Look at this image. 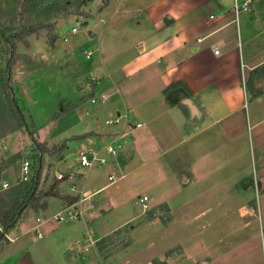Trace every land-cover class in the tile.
Listing matches in <instances>:
<instances>
[{
	"label": "crops",
	"instance_id": "crops-1",
	"mask_svg": "<svg viewBox=\"0 0 264 264\" xmlns=\"http://www.w3.org/2000/svg\"><path fill=\"white\" fill-rule=\"evenodd\" d=\"M96 5V18L84 26L92 31L94 46L92 51L82 48V52H91L85 75L96 77L98 83L81 84L86 101L79 106H65L70 96L66 84L72 85L66 77L67 65H59V70L49 66L63 54H57L61 43L49 46L42 40H28L26 49L16 47L19 56L10 74L15 98L23 104L38 142L46 147L65 142L56 164L49 168L51 176L62 174L64 178L51 181L42 167L38 190L52 188L58 197L42 198L44 208L28 206L24 210L17 226L0 242V264H121L114 257H99L95 250L98 240H94L86 218L57 222L52 217L72 204L65 198L78 200L77 193L89 196L80 204L82 211L89 213L97 193L125 179L123 170L139 149V162L142 156L149 164L160 162L169 168L168 178L181 184L183 192L191 189L195 199L219 185H264V77L255 81L261 95L251 102L244 88L249 72L264 64V0H251L236 21L233 0H96ZM82 40L86 45L91 41L85 36ZM63 56L64 61L70 57L67 53ZM44 81L49 90L43 87ZM177 81L190 93L181 101L186 113L177 105L170 106L162 92ZM101 96L104 102L96 104L103 106L91 103V98ZM0 97L3 101V95ZM60 103L64 106H58ZM2 105L6 106L5 100ZM38 110L44 114V123L36 124ZM4 112L0 111V192L19 183L21 163L31 150L28 130L12 129L13 120ZM118 112H126L129 122L142 126L121 138L117 154L109 156L105 147L121 128L106 126L104 121ZM97 120L99 124L93 126ZM24 134L28 139L24 140ZM77 141L82 143L78 150L73 145ZM124 141L129 145L123 148ZM255 143L262 147V163L251 172L248 153L252 147L254 156ZM86 149L106 158L100 166L120 170L121 175L110 173L107 179H113L103 186L89 189L85 182L77 189L69 180L85 174L75 172L71 160L80 166L78 152ZM244 160L246 167L242 166ZM62 166L65 170L61 171ZM72 185L75 191L70 190ZM85 247L90 249L84 251Z\"/></svg>",
	"mask_w": 264,
	"mask_h": 264
},
{
	"label": "rangeland",
	"instance_id": "rangeland-1",
	"mask_svg": "<svg viewBox=\"0 0 264 264\" xmlns=\"http://www.w3.org/2000/svg\"><path fill=\"white\" fill-rule=\"evenodd\" d=\"M80 1L0 0V27L8 30L10 34L22 37L21 40H15L11 64H15L19 56L15 52L16 47L22 46L26 49L29 41L33 43L42 40L49 46L61 43L57 54L62 51L63 54L57 55L58 58L52 60L49 66L59 70V65H67L66 77H69L72 85L66 84V92L70 94L66 99L69 100L65 104L66 107L70 105L77 107L85 102L86 98L82 97L80 86L86 84V81L92 83V76L85 75V70L90 67L91 57L85 58L82 50L92 51L91 47L94 46L91 40L92 31H87L84 26L90 18H96L98 5L95 6L96 0H89L84 4H80ZM76 23L80 24L79 30L72 34L71 28ZM36 27H39L37 31L23 35L29 28ZM83 36L91 40L89 43L87 41V45L82 40ZM66 53L70 57L64 61L63 55ZM3 56V44L0 43V69L3 66ZM45 81L43 87L46 88ZM47 86L46 89L49 90V85ZM44 93L46 95L47 92ZM30 98L36 101L35 97ZM187 99L188 97L182 101ZM249 100L251 102V97H248ZM17 103L24 109L20 101ZM27 103L28 101L25 102ZM5 104H8L6 99ZM92 104L97 107L103 106ZM33 105L35 109H32V112L36 110V102ZM58 106L64 105L60 103ZM23 113L27 124H31L25 110ZM7 115L11 118L9 114ZM44 119L43 112L36 113V124L44 123ZM103 120L104 118H101L102 122ZM96 123L99 124V121H95L93 126ZM94 130L96 129L91 133ZM23 138L28 139V135L24 134ZM115 138L116 135L111 137L110 142ZM117 143L119 144L120 140ZM81 144L77 141L73 145H77L75 149L78 150ZM121 144L123 148L129 145L127 141ZM61 145L65 146L64 142L57 144ZM51 147L52 145L47 148ZM261 148L255 143L254 156L252 147L249 149L248 163L252 165L248 166V170L251 172L262 163L259 160ZM140 152L139 149L132 163L123 170L127 172L125 179L97 193L92 198L93 203L90 201L95 204L94 207L89 213L83 211L82 219L86 218L94 240L101 239L107 231L128 221L117 234L113 235L103 251L99 252L95 246L100 258L114 257L122 262L121 264H264V185L251 184L252 182L233 186L219 185L211 193H205L195 199L192 197L190 186L187 188L189 190L183 192V186L176 180L174 181L177 183H173V180L168 178L169 168L161 166L160 162L149 164L145 162L143 156L139 162ZM61 153L44 155L43 166L46 168V176L50 177L51 181L56 177L51 176L49 168L56 164ZM31 154L27 155L26 159L33 163ZM71 163L75 172H82L86 177V179L73 177L69 180L77 185V189L85 182L87 183L85 187L89 189L103 186L108 183L107 177L110 173L115 177L122 173L117 169L109 171L108 166H100L98 163L90 169L77 166L73 160ZM238 166L234 169H238ZM242 166H247L246 160ZM59 170L65 168L62 166ZM116 186L121 189L116 191ZM141 196L147 197L145 209L137 203L138 197ZM106 207L108 211H105ZM89 244L93 245L90 242ZM87 248L85 247L84 251L90 249ZM93 252L94 250L91 253Z\"/></svg>",
	"mask_w": 264,
	"mask_h": 264
},
{
	"label": "trees",
	"instance_id": "trees-1",
	"mask_svg": "<svg viewBox=\"0 0 264 264\" xmlns=\"http://www.w3.org/2000/svg\"><path fill=\"white\" fill-rule=\"evenodd\" d=\"M89 0H81L80 4H84ZM39 27L29 28L23 35L31 34L38 30ZM21 36L10 34L8 30L0 27V43L3 44V62L0 69V95L6 99L8 104L3 108V100L0 97V111L4 110L12 118L14 128H24L28 130L31 136V150L33 155V163H31L32 174L28 181L19 182L13 187L0 192V242L5 239V235L15 228L19 223L24 210L30 206L33 208H44V204L40 203V200L47 196L58 197L56 192H53L52 188L47 191H40L39 181L41 171L44 163V155H53L55 153H61L64 146L54 145L51 149H48L44 143L38 142L30 131V126L27 124L26 117L23 113V109L17 103L12 88L11 82V56L13 54V47L15 40H21ZM264 77V64L258 68L249 72L245 81L244 88L247 95L251 98H256L261 95V90L256 88L255 81ZM163 95L166 102L170 106L177 105L183 112L186 113L185 107L181 104L184 98L190 96L189 91L181 81L174 82L163 89ZM1 117V114H0ZM1 120V119H0ZM8 123V122H7ZM65 145V142H64ZM66 202L71 204L77 201V198H65ZM120 229H117L112 234L107 235L98 241L95 245L99 252L106 248V245L112 240L113 235L117 234Z\"/></svg>",
	"mask_w": 264,
	"mask_h": 264
},
{
	"label": "built area",
	"instance_id": "built-area-1",
	"mask_svg": "<svg viewBox=\"0 0 264 264\" xmlns=\"http://www.w3.org/2000/svg\"><path fill=\"white\" fill-rule=\"evenodd\" d=\"M251 4V0H233V13H234V21L237 20V16L240 12H245L248 10L249 6ZM79 23H76L75 26L71 28V33L76 34L79 30ZM214 54H218L217 50H214ZM85 58H89L91 55V52L84 51ZM92 84H97L98 80L96 78H91ZM105 100L104 96H101L100 98H91V103H103ZM128 114L126 112H118L116 113L112 118L107 119L104 121V125L106 126H118L121 129L116 133V138L113 139L111 142H109L105 149L109 156H115L117 153L118 148L120 145L117 143L121 138L126 137L131 131L134 129L140 128L142 126L141 123H131L128 120ZM127 128L125 130L124 128ZM78 162L79 165L83 168H90L94 164H105L106 158L100 156L96 151L92 149H86L78 152ZM32 174L31 170V162L28 159H23L21 163L20 168V179L19 182H26L29 180L30 176ZM56 178L58 180H62L64 177L62 174H57ZM109 180H112L113 177L109 176ZM3 187H7L6 184H3ZM71 191H75V186H70ZM89 196H85L84 194H80V198L72 203L71 205L65 206L61 211L56 213L52 219H54L57 222H68V221H75L83 218V211L80 207V204L83 200L88 199ZM137 203L145 209L147 207V197L141 196L138 197ZM37 222H39V219H37ZM37 236L40 237V235L37 233ZM10 240V239H9Z\"/></svg>",
	"mask_w": 264,
	"mask_h": 264
}]
</instances>
